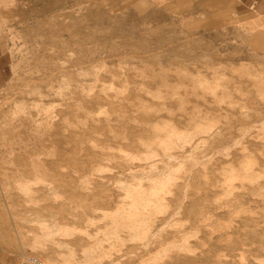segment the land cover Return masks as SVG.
I'll list each match as a JSON object with an SVG mask.
<instances>
[{
  "label": "rangeland",
  "instance_id": "374dc122",
  "mask_svg": "<svg viewBox=\"0 0 264 264\" xmlns=\"http://www.w3.org/2000/svg\"><path fill=\"white\" fill-rule=\"evenodd\" d=\"M264 264V0H0V264Z\"/></svg>",
  "mask_w": 264,
  "mask_h": 264
},
{
  "label": "built area",
  "instance_id": "2783aa9c",
  "mask_svg": "<svg viewBox=\"0 0 264 264\" xmlns=\"http://www.w3.org/2000/svg\"><path fill=\"white\" fill-rule=\"evenodd\" d=\"M22 264H47L45 261H43L41 258H39L36 255H31L28 258H26Z\"/></svg>",
  "mask_w": 264,
  "mask_h": 264
}]
</instances>
